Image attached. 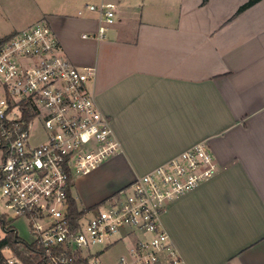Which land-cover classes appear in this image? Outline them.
I'll return each instance as SVG.
<instances>
[{"label": "crops", "instance_id": "obj_1", "mask_svg": "<svg viewBox=\"0 0 264 264\" xmlns=\"http://www.w3.org/2000/svg\"><path fill=\"white\" fill-rule=\"evenodd\" d=\"M246 1L56 0L14 25L46 20L70 62L95 71L94 99L119 143L108 162L130 177L90 205L74 182L80 205L208 146L220 171L162 215L185 264H264V0L236 14ZM100 3L116 10L97 39L99 15L85 6Z\"/></svg>", "mask_w": 264, "mask_h": 264}, {"label": "built area", "instance_id": "obj_2", "mask_svg": "<svg viewBox=\"0 0 264 264\" xmlns=\"http://www.w3.org/2000/svg\"><path fill=\"white\" fill-rule=\"evenodd\" d=\"M85 8L98 13L96 38H104L115 5ZM94 76L92 67L70 62L44 19L0 44V204L9 212L1 216L7 224L27 219L33 240L26 243L42 264H185L162 215L220 168L208 146L197 143L103 202L80 205L72 196L75 178L90 174L119 149L95 102ZM35 126L44 135L38 143L30 136ZM6 228L0 226V240ZM123 239L126 252L103 261L107 249ZM0 254L1 264H23L8 246Z\"/></svg>", "mask_w": 264, "mask_h": 264}, {"label": "rangeland", "instance_id": "obj_3", "mask_svg": "<svg viewBox=\"0 0 264 264\" xmlns=\"http://www.w3.org/2000/svg\"><path fill=\"white\" fill-rule=\"evenodd\" d=\"M20 1L21 0H14L12 5H8L7 0L1 1L3 9H0V39L12 32L13 28L18 31L21 30L20 27H14L15 23L19 24L26 18L28 19L31 16H35L38 12V7L53 6L56 0H26L27 3L24 2L25 0ZM30 136L33 143H38L44 138L43 132L39 126H35L32 129ZM1 156L2 151L0 149V161ZM113 156L100 165L101 167L99 166L100 168L98 167L97 171L95 170L85 177L79 176L75 178L77 192L81 194V198L79 199L80 204L90 205L98 200V198L105 196L103 194L106 192L125 184L129 180L130 175L125 174L123 169L117 164L114 163L113 165L112 162H108ZM3 213L9 215V212L0 204V215ZM9 224L15 229L17 236L21 240L27 243L33 240L29 231L28 221L25 217L16 218ZM127 248L128 241L126 239L119 241L114 246L107 249L103 256V261L111 262L113 259L124 254Z\"/></svg>", "mask_w": 264, "mask_h": 264}, {"label": "trees", "instance_id": "obj_4", "mask_svg": "<svg viewBox=\"0 0 264 264\" xmlns=\"http://www.w3.org/2000/svg\"><path fill=\"white\" fill-rule=\"evenodd\" d=\"M205 2V0H203ZM260 0H248L246 1L244 4H242L237 12H241L243 10H245L246 8L252 6L253 4L257 3ZM15 34V32H12L8 35H5L4 37H2L0 39V44L7 41L8 39H10L13 35ZM115 194V193H114ZM70 201V207L72 209L73 214L75 213V209H76V203L73 200V198H69ZM6 235L5 237L0 240V248H3L4 246H8L9 248H11V250L13 251V253L15 255H17L23 262V264H42V262L39 260V255L37 250L35 249V247L33 245H29L27 244L25 241L21 240L16 232L15 229L10 225L5 223L3 216L0 215V226H6ZM3 262V256H1L0 254V264Z\"/></svg>", "mask_w": 264, "mask_h": 264}]
</instances>
